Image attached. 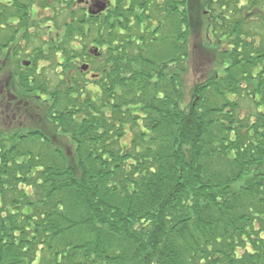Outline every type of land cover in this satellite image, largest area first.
<instances>
[{"label":"trees","instance_id":"obj_1","mask_svg":"<svg viewBox=\"0 0 264 264\" xmlns=\"http://www.w3.org/2000/svg\"><path fill=\"white\" fill-rule=\"evenodd\" d=\"M171 5L164 47L125 26L99 80L21 79L0 113V264H264V57L216 49L190 86Z\"/></svg>","mask_w":264,"mask_h":264},{"label":"flooded vegetation","instance_id":"obj_2","mask_svg":"<svg viewBox=\"0 0 264 264\" xmlns=\"http://www.w3.org/2000/svg\"><path fill=\"white\" fill-rule=\"evenodd\" d=\"M170 1L176 6L181 22L192 25V33L195 34L192 35L200 39L199 52L210 58V68L215 65L216 49L231 54L236 51L244 56L251 53V56L264 57V0ZM168 2L0 0L1 115L6 114L9 118L13 107L20 109L24 104L20 81L26 76L30 82L47 81L55 79L52 73L60 75L58 69L63 68L70 78H76L79 73L83 80H99L97 72L103 70L104 65L106 69L110 68L111 54L120 49V30L127 25L134 35L139 25L142 32L153 36L154 41L158 40L156 48L164 47V6ZM215 24L229 30L217 34ZM236 33H242L240 39L235 37ZM205 40L210 43H205ZM238 40L241 41L240 47ZM137 41L140 46L142 42L140 39ZM53 51H56L60 61L62 54L69 52L74 57L70 62L73 65L66 68L52 64L50 56ZM257 69L262 70L260 64L254 72ZM46 99L43 95L34 96L33 102ZM12 119L19 118L14 114Z\"/></svg>","mask_w":264,"mask_h":264},{"label":"rangeland","instance_id":"obj_3","mask_svg":"<svg viewBox=\"0 0 264 264\" xmlns=\"http://www.w3.org/2000/svg\"><path fill=\"white\" fill-rule=\"evenodd\" d=\"M194 34V33H193ZM195 35V34H194ZM36 45L40 44V42H32ZM189 50H190V72H189V85H194L195 82H199L201 79L208 74V69L211 67L210 64H208L207 60L210 59L209 57L203 55L199 51V43L200 39H197L196 36L190 37L189 39ZM22 55H24L22 53ZM56 55V57H55ZM53 58V59H52ZM55 58L59 59L58 55L56 54V51H53V54L50 56V59L53 60V63L55 62ZM55 64V63H54ZM52 76L55 77L56 74L52 73ZM93 82V81H92Z\"/></svg>","mask_w":264,"mask_h":264}]
</instances>
